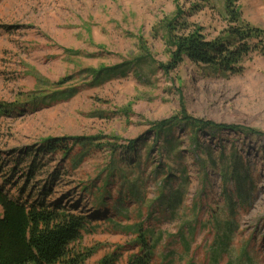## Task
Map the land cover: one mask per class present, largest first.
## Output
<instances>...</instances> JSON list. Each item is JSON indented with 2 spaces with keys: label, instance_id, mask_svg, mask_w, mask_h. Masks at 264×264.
<instances>
[{
  "label": "rangeland",
  "instance_id": "rangeland-1",
  "mask_svg": "<svg viewBox=\"0 0 264 264\" xmlns=\"http://www.w3.org/2000/svg\"><path fill=\"white\" fill-rule=\"evenodd\" d=\"M236 6L244 22L264 31V0ZM177 9L208 39L227 27L223 0H0V102L14 106L0 116V187L32 201L48 183L47 201L65 194V205L92 216L78 244L92 250L84 264L115 249L116 264L125 262L136 250L132 225L139 222L173 235L157 263L173 250L172 264H214L211 249L222 243L216 264H264V56L248 54L236 74L187 58L164 71L171 48L163 22ZM182 111L258 132L194 134L182 122L154 137L152 123ZM47 136L98 139L61 159L37 154ZM130 139L136 153L123 148ZM170 139L177 147L165 152ZM236 153L240 178L230 173ZM107 166L117 169L109 180ZM185 223L194 231L188 249L174 239Z\"/></svg>",
  "mask_w": 264,
  "mask_h": 264
},
{
  "label": "trees",
  "instance_id": "trees-1",
  "mask_svg": "<svg viewBox=\"0 0 264 264\" xmlns=\"http://www.w3.org/2000/svg\"><path fill=\"white\" fill-rule=\"evenodd\" d=\"M237 1L223 0L227 14V27L222 33L223 35L210 39L206 37L201 27L191 25L185 20L184 11L177 9L170 19L163 22L164 39L168 47L171 48V57L167 64L160 63V67L164 71H169L177 67L184 58H187L193 64L227 75L240 73L243 70L241 63L248 54L257 52L264 56V31L241 19L236 6ZM117 69L111 68V72ZM125 69L122 67L119 70H122L123 74ZM13 108V104L0 102V116L11 114ZM182 122L193 126L194 134L208 129L239 132H241L240 129H243L258 132L241 126L195 119L183 111L180 118L172 116L170 119L152 123L151 130H153L155 138H161L164 133L167 132L168 134V131L170 132L174 126ZM193 138H196L195 135ZM97 139L91 136H47L39 139L37 154L54 155L60 153L61 159H64L69 156L75 146H92V142L97 141ZM166 143L165 152H171L177 147V145L173 147L175 141L172 139ZM94 146L99 147L100 142ZM110 148V152L113 154L118 150L116 144H111ZM123 148L128 153H136V140H128ZM87 149L89 151L91 148ZM238 157L240 155L236 153L230 168L233 178L241 177L242 162L237 160ZM132 166H139V162ZM109 168L111 169L108 173L109 176H107L108 180L117 174L115 166ZM157 171L158 169L155 168L154 172ZM181 172L185 173L186 171L183 168ZM107 185L108 181L98 193L99 196L106 192ZM133 186L130 185L129 188L134 191ZM89 189L90 187L86 185L82 187L84 192ZM95 189L98 190V188ZM19 191L24 193L25 188ZM52 192V185L46 183L38 190L36 199L20 201V199L10 197L0 187V264H84L91 255V248H82L78 244L82 232L89 226L92 216L78 210L79 205L77 204L65 205V194L52 201H47ZM136 196L138 197L137 193H135ZM102 200L103 198H100L99 201L102 202ZM194 223L196 224L197 221ZM132 230L134 234L132 244L136 250L130 253L122 264H172V258L176 255L173 250H167L163 254L162 260L159 259L160 263H157V256L160 245H165L166 240L173 235L165 234L164 231L154 229L149 225L144 227L143 222L132 225ZM193 232L190 224L185 223L177 229L174 239L177 238V242L188 249L191 239L188 234L192 235ZM222 238V241L225 242L229 240L227 231ZM221 244L213 246L211 249L209 261L214 264L217 263L218 254L222 251L223 245ZM116 250L100 258L96 264H116L121 257Z\"/></svg>",
  "mask_w": 264,
  "mask_h": 264
}]
</instances>
